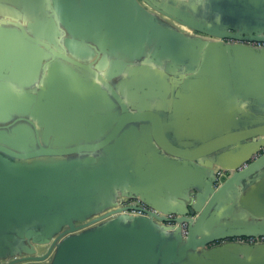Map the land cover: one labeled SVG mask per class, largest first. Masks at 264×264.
<instances>
[{
	"label": "crops",
	"instance_id": "1",
	"mask_svg": "<svg viewBox=\"0 0 264 264\" xmlns=\"http://www.w3.org/2000/svg\"><path fill=\"white\" fill-rule=\"evenodd\" d=\"M155 2L162 12L143 0H0V50L6 30L13 35L10 42L23 30L51 49L60 30L68 28L74 39L89 35V43L70 44L67 54L56 50L61 60L55 58L49 76L42 75L43 93L37 85L31 89L42 103L33 122L41 127L39 138L54 150L57 143H97L119 125L108 154L102 153L112 165L97 164L98 186L103 180L126 190L135 185L152 206L166 211L173 204L189 206L194 193L210 187L208 166L219 167V161L231 166L258 146L264 135V52L230 49L228 42L180 21L187 16L214 21L224 15L220 0ZM107 81L118 86L125 110L109 94ZM1 84L0 93L7 94ZM15 126L21 133L15 136L17 148L33 150L34 129L27 122ZM53 160L45 156L37 166H52ZM34 161L23 163L35 169ZM261 183L226 202L221 217L233 226L245 225L249 214L264 220V196L257 193ZM97 194L91 204L97 215L90 219L110 204ZM115 196L122 198L120 191ZM252 264H264V256Z\"/></svg>",
	"mask_w": 264,
	"mask_h": 264
},
{
	"label": "water",
	"instance_id": "2",
	"mask_svg": "<svg viewBox=\"0 0 264 264\" xmlns=\"http://www.w3.org/2000/svg\"><path fill=\"white\" fill-rule=\"evenodd\" d=\"M143 1L152 9L163 11L156 0ZM220 1L224 3V15L217 17L220 22L215 21L217 18L213 21L190 16L180 21L198 33L228 42L230 49L264 52V0ZM10 33L4 32L7 42L0 50V82L7 90V94L0 93V264H252L264 256V244L235 241L264 237L263 219L249 214L245 225L233 226L220 213L226 202L238 199L259 181L262 183L258 189H253L264 196V154H261L264 135L258 146L238 163L227 166L219 161V167L208 166L210 187L194 193L189 206L184 203L175 208L173 204L164 211L152 206L147 194L135 185L131 186L132 190H126L122 185L111 186L103 180L98 186L97 164L112 165L110 157H106V162L102 153L108 154L107 147L120 126L97 143H57V149L47 150L43 146L47 144L39 138L41 127L33 123L35 116L42 114L37 113L41 98L31 90L37 85L39 94L43 93L42 85L39 86L42 75L49 76L50 66L58 63L55 58L61 60L56 50L67 54L71 51L70 44L79 41L87 44L90 36L76 40L68 28L60 30L55 49H51L45 41L23 30L20 37L15 36L17 42H10L8 36H13ZM246 42L263 45L251 46ZM94 49L97 53L102 50L99 42ZM38 54V60L26 62ZM105 87L115 103L125 110L126 104L117 94L118 86L107 81ZM21 122L34 129L37 140L32 143L33 150L29 145L23 149L16 146L15 136L21 133L15 125ZM99 152L101 156H97ZM45 156L53 158L54 164L37 166ZM29 160H36L35 169L26 168L23 162ZM218 168L231 174L216 187ZM97 191L106 195L110 204L98 211L108 212L90 219L97 215V210L91 207L98 200ZM118 191L123 199L115 200ZM137 198L145 208L129 205L131 199ZM241 203L245 205L244 198ZM169 215L175 218L169 219ZM183 225L187 227L186 235Z\"/></svg>",
	"mask_w": 264,
	"mask_h": 264
},
{
	"label": "built area",
	"instance_id": "3",
	"mask_svg": "<svg viewBox=\"0 0 264 264\" xmlns=\"http://www.w3.org/2000/svg\"><path fill=\"white\" fill-rule=\"evenodd\" d=\"M246 43L248 45H251V46H262L263 45V44H260L258 42H246ZM261 154H264V147L261 150ZM246 166H247V164L243 165L240 168V170H242ZM230 174H231V171L226 170V169H222V168H218L216 170L215 186L216 187L220 186L223 183V181L228 176H230ZM129 203L130 204H134V205H139L140 207H144L145 208V204L139 198L133 199ZM138 213L141 214V212H138ZM168 218L169 219H174L175 216L174 215H169ZM183 234L184 235L187 234V227H186V225H183ZM235 241H238V242L243 243V244H250V245H254V244H264V237L237 238V239H235Z\"/></svg>",
	"mask_w": 264,
	"mask_h": 264
}]
</instances>
